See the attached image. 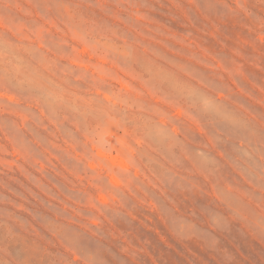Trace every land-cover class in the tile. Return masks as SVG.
Segmentation results:
<instances>
[{
	"label": "rangeland",
	"instance_id": "374dc122",
	"mask_svg": "<svg viewBox=\"0 0 264 264\" xmlns=\"http://www.w3.org/2000/svg\"><path fill=\"white\" fill-rule=\"evenodd\" d=\"M0 264H264V0H0Z\"/></svg>",
	"mask_w": 264,
	"mask_h": 264
},
{
	"label": "clouds",
	"instance_id": "9594fccd",
	"mask_svg": "<svg viewBox=\"0 0 264 264\" xmlns=\"http://www.w3.org/2000/svg\"><path fill=\"white\" fill-rule=\"evenodd\" d=\"M96 102L101 106L96 126L99 129V133L103 140L112 137L118 128L119 122L112 114L113 106L117 103V101L108 96H101L96 100ZM136 135L143 138L146 134L142 130H136Z\"/></svg>",
	"mask_w": 264,
	"mask_h": 264
}]
</instances>
